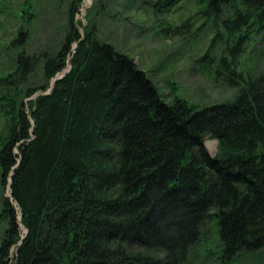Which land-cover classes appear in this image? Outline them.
I'll return each mask as SVG.
<instances>
[{"label":"trees","instance_id":"trees-1","mask_svg":"<svg viewBox=\"0 0 264 264\" xmlns=\"http://www.w3.org/2000/svg\"><path fill=\"white\" fill-rule=\"evenodd\" d=\"M81 1L72 0L54 54H29L24 26L0 46V179H10L0 264H187L210 221L222 264L261 250L264 70L247 80L236 60L264 33V0H193L204 19L197 32L211 22L230 37L226 56L206 52L198 62L241 86L231 102L201 109L163 102L131 59L94 30L81 33ZM179 1L153 6L166 13ZM7 10L0 0V14ZM15 12L33 19L27 1ZM39 68L42 93L22 96ZM206 137L218 141L219 156L209 155Z\"/></svg>","mask_w":264,"mask_h":264},{"label":"rangeland","instance_id":"rangeland-1","mask_svg":"<svg viewBox=\"0 0 264 264\" xmlns=\"http://www.w3.org/2000/svg\"><path fill=\"white\" fill-rule=\"evenodd\" d=\"M31 7L33 19L29 23L15 18L23 3ZM157 0H82L76 19L81 22L80 32L94 30L95 37L112 45L118 52L131 59L137 69L152 81L161 100L171 104L176 98L182 99L195 109L214 104L231 102L239 88H229L214 77V66L204 69L198 62L206 52L215 59L226 56L230 37L211 22L197 29L204 19L196 15L198 7L193 0H180L166 13L154 8ZM8 10L0 14V46L7 45L19 27L29 32L27 52L38 55L54 54L68 32V10L72 0H3ZM12 13V14H10ZM197 32V34H194ZM221 33L218 40L217 33ZM212 47V48H211ZM211 48V50H210ZM5 62L0 55V65ZM70 66L56 74L54 82L68 72ZM236 70L247 80L264 70V33L254 34L236 60ZM42 69L36 70L23 88L37 89L36 97L45 85ZM243 86V85H242ZM45 91V92H47ZM44 93V92H43ZM24 98L26 104L29 99ZM0 129L4 123L0 122ZM204 146L210 156L220 154L217 140L206 137ZM16 152V151H15ZM1 178V177H0ZM4 186L0 179V210L4 198L10 197V179ZM15 206L14 203H12ZM6 224H0V242ZM21 237L25 230L20 227ZM220 242L213 221L204 227L203 237L192 250L187 264H222L219 260ZM14 250L10 251V257ZM231 264H264V247L248 255H241Z\"/></svg>","mask_w":264,"mask_h":264}]
</instances>
